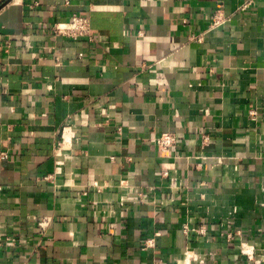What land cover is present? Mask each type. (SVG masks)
Returning <instances> with one entry per match:
<instances>
[{
    "label": "crops",
    "instance_id": "obj_1",
    "mask_svg": "<svg viewBox=\"0 0 264 264\" xmlns=\"http://www.w3.org/2000/svg\"><path fill=\"white\" fill-rule=\"evenodd\" d=\"M246 1L0 0V264H264V0ZM73 14L91 38L54 33Z\"/></svg>",
    "mask_w": 264,
    "mask_h": 264
},
{
    "label": "built area",
    "instance_id": "obj_2",
    "mask_svg": "<svg viewBox=\"0 0 264 264\" xmlns=\"http://www.w3.org/2000/svg\"><path fill=\"white\" fill-rule=\"evenodd\" d=\"M251 1H246L240 6V9H246L250 5ZM230 17L225 15L222 12V9L219 7L217 8L211 18L209 28L213 29L216 28L225 22L229 21ZM53 29L55 34H61L70 38H78V37H88L91 38V32H90V21L87 16L73 14L71 18L67 21H56L53 24ZM191 38H197L200 39L199 35H191ZM249 114L255 118L257 112L252 109L249 111ZM66 138L62 135V138L57 143V154H59V150L62 148V144L64 143ZM155 141L157 145L163 149H168L172 147L175 144V136L172 132H162L160 133L156 138ZM7 155L4 151H0V157L5 158ZM57 170L61 171L60 168V161H57ZM44 178L48 179L50 178V175H46ZM49 221V217H42L38 219V225L40 227V231L44 232V230L47 227ZM186 230V229H185ZM144 247H149L153 245L152 239H146L143 241ZM241 252L246 255L248 259H253V248H250L248 246H245L244 244H241ZM261 259L264 260V252L261 253ZM153 264H159V261H155Z\"/></svg>",
    "mask_w": 264,
    "mask_h": 264
},
{
    "label": "bare ground",
    "instance_id": "obj_3",
    "mask_svg": "<svg viewBox=\"0 0 264 264\" xmlns=\"http://www.w3.org/2000/svg\"><path fill=\"white\" fill-rule=\"evenodd\" d=\"M194 252H195V251H194ZM189 253H190V251L187 250L186 253H185V257H186V258H189V256H188Z\"/></svg>",
    "mask_w": 264,
    "mask_h": 264
},
{
    "label": "water",
    "instance_id": "obj_4",
    "mask_svg": "<svg viewBox=\"0 0 264 264\" xmlns=\"http://www.w3.org/2000/svg\"><path fill=\"white\" fill-rule=\"evenodd\" d=\"M9 1V0H8Z\"/></svg>",
    "mask_w": 264,
    "mask_h": 264
}]
</instances>
